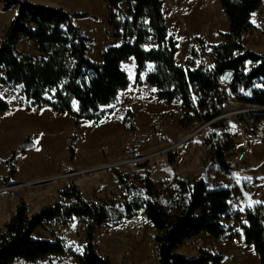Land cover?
<instances>
[{"label":"trees","instance_id":"obj_1","mask_svg":"<svg viewBox=\"0 0 264 264\" xmlns=\"http://www.w3.org/2000/svg\"><path fill=\"white\" fill-rule=\"evenodd\" d=\"M108 8V25L114 29L118 44L108 46L101 60L89 56L90 37L77 24L85 12L72 13L61 6L39 4L31 0H0V6L16 12L9 21L0 42V87H22L26 100L33 105L49 106L57 113L77 118H100L101 108L114 103L119 93L131 84L123 63L135 59L136 80L146 71L148 85L156 88L157 96L167 102L180 99L183 117L188 125L207 122L220 115L223 102L233 95L245 107L264 109V51L247 46L244 34L256 30L251 18L264 0H220L229 18V30L219 32L222 40L216 44H199L211 49L214 62L209 67L197 65L198 48L192 49L186 64L177 61L178 42L169 31L164 13V0H104ZM264 25V21L262 23ZM26 40L35 46V53L21 50ZM231 71L230 81L224 74ZM226 95L220 96L219 89ZM10 110L9 102L0 92V114ZM255 128L264 120V112H249ZM230 120L219 119L207 126L215 134L208 145L215 152V161L225 173H233L228 156L234 155L235 144L228 131ZM125 130L138 135L134 112L129 108L124 117ZM221 131L224 136H217ZM225 137V139H224ZM77 134L68 139L67 150L74 159ZM225 140V141H224ZM30 139L20 148L30 146ZM230 149V150H229ZM8 159L9 175H15ZM175 155L170 156V161ZM140 172L132 178L113 168L122 193L112 199H87L76 183L59 191L61 202L29 214L21 198L11 219L0 229V264L15 260L36 261L51 255L64 254L63 239L35 237V231L45 223L55 225L74 219L85 221L84 253L76 255L79 264H114L108 255L98 250L96 230L110 220H121L143 210L156 229L158 264H222V255L206 252L196 258L177 254L176 250L202 231L214 236L222 232L221 219L241 220L242 213L234 210L233 201L239 195L235 187L210 183L203 177L185 179L174 175L168 191H158L147 164H139ZM10 176L5 179L10 180ZM245 221L241 224L246 244H251L264 264V202L246 203Z\"/></svg>","mask_w":264,"mask_h":264},{"label":"rangeland","instance_id":"obj_2","mask_svg":"<svg viewBox=\"0 0 264 264\" xmlns=\"http://www.w3.org/2000/svg\"><path fill=\"white\" fill-rule=\"evenodd\" d=\"M31 1L61 6L72 13H87L84 18H76V22L91 39V58L99 57L106 47L120 42L112 36L114 29L108 25L104 0ZM15 12L16 6L9 10L0 6V42ZM164 13L169 31L178 42V62L185 65L196 46L197 65L211 66L214 62L211 49L199 41L213 44L220 31L229 29V18L220 0H194V3L193 0H164ZM263 21L264 3L254 13L252 22L256 30L244 34L247 46H263ZM19 47L35 53V46L27 44L26 40L21 41ZM123 67L130 75L131 84L119 93L114 103L100 111V118L59 114L45 105L37 106L27 101L20 86L0 87L2 96L10 104V110L0 114V229L11 219L21 198L26 201L29 214H34L60 203L59 191L74 182L87 199H112L122 193L113 168L136 181L133 177L140 172L138 165L147 164L158 191H168L174 175H179L185 179L204 177L211 188L219 182L240 192L233 204L234 210L243 214L241 220L224 216L220 221L223 232L219 236L202 231L186 239L176 250L177 254L196 258L206 252L222 255V264H259L253 246L244 242L241 224L245 221L247 202H264V120L250 130L245 126L250 121L249 113L242 112L245 107L238 103L235 95L223 102L221 114L230 120L228 131L235 144L234 155L228 156L233 173H224L215 161L214 150L208 145L215 134L207 126L182 142L205 122L182 124L181 100L167 102L157 96L155 87L146 85L145 72L153 64H148L140 81L136 80V64L127 60ZM129 108L134 112L137 136L123 126ZM122 112V122L111 121ZM73 132L77 134L76 154L71 159L67 144ZM217 136L222 137L224 133L218 131ZM28 139L30 146L23 152L20 147ZM14 151L16 156L12 162L16 172L10 176L8 159ZM171 155H175L173 162ZM7 176L10 180L6 181ZM85 225L82 219L55 225L45 223L35 231V237L63 239L66 252L36 261L19 259L12 264H79L76 255L84 253ZM156 232L141 210L130 217L103 224L96 230L95 242L101 254L110 256L114 264H158Z\"/></svg>","mask_w":264,"mask_h":264},{"label":"water","instance_id":"obj_3","mask_svg":"<svg viewBox=\"0 0 264 264\" xmlns=\"http://www.w3.org/2000/svg\"><path fill=\"white\" fill-rule=\"evenodd\" d=\"M231 75H232V72L231 71H227L224 74L225 83H228L230 81ZM242 112H248V113L249 112H264V109L263 108H259V107H250V108H245L244 110H242ZM225 116H226L225 114H220V115L216 116L215 118H213L212 120L205 122L200 127H198L196 130H194L192 133H190L186 138H184L182 140V142L185 141V140H187V139H189V138H191L192 136L198 134L203 128H205L206 126H208L212 122H214L216 120H219V119H222ZM113 165H115V164H111L110 166H113Z\"/></svg>","mask_w":264,"mask_h":264},{"label":"crops","instance_id":"obj_4","mask_svg":"<svg viewBox=\"0 0 264 264\" xmlns=\"http://www.w3.org/2000/svg\"><path fill=\"white\" fill-rule=\"evenodd\" d=\"M193 3H194V0H193ZM253 17H254V14H253V16H252V18H251V20H253ZM229 20V19H228ZM229 30V29H228ZM227 30V31H228ZM222 40V38L219 36V37H217V39L213 42V44H216V43H219L220 41ZM263 44V46L262 47H250V48H253V49H258V51H264V42L262 43ZM107 48V47H106ZM105 48V49H106ZM104 49V50H105ZM104 50L101 52V54H100V56L99 57H96V58H92V59H94V60H101L102 59V55H103V52H104ZM186 55H187V53H186ZM178 56L179 55H177V59H178ZM131 63H133V64H135V59L133 58V57H131V58H129L128 59ZM127 61V60H126ZM178 61V60H177ZM179 63V62H178ZM180 64V63H179ZM110 105V104H109ZM46 106V105H45ZM105 106H108V105H105ZM105 106H103L102 108H101V110L105 107ZM46 107H49V106H46ZM49 108H51V107H49ZM123 117H124V113L122 112V113H120V114H117V115H115L112 119H111V121H120V122H122L123 121ZM23 157L24 156H21V158L20 159H22L23 160ZM225 173V172H224ZM228 174H230V173H228ZM204 178V177H203ZM204 179H206V178H204ZM207 180V179H206ZM208 181V180H207ZM216 183H219V182H216ZM220 184V183H219ZM221 185V184H220ZM221 186H223V185H221ZM223 187H227V186H223Z\"/></svg>","mask_w":264,"mask_h":264},{"label":"built area","instance_id":"obj_5","mask_svg":"<svg viewBox=\"0 0 264 264\" xmlns=\"http://www.w3.org/2000/svg\"><path fill=\"white\" fill-rule=\"evenodd\" d=\"M148 85V84H146ZM219 95L220 96H225L226 95V89L225 88H220L219 89ZM245 126L248 128V129H252L253 128V124L251 123V121H247V123H245ZM235 241L238 240V237H234L233 238Z\"/></svg>","mask_w":264,"mask_h":264}]
</instances>
